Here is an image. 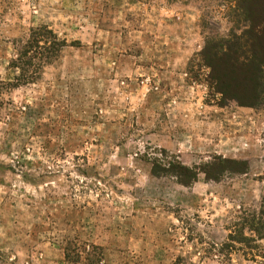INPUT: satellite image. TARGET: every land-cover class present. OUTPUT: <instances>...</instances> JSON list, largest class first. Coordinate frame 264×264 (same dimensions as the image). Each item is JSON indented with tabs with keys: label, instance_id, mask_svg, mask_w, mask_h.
<instances>
[{
	"label": "rangeland",
	"instance_id": "rangeland-1",
	"mask_svg": "<svg viewBox=\"0 0 264 264\" xmlns=\"http://www.w3.org/2000/svg\"><path fill=\"white\" fill-rule=\"evenodd\" d=\"M234 4L0 0V264H264V103L200 57Z\"/></svg>",
	"mask_w": 264,
	"mask_h": 264
},
{
	"label": "trees",
	"instance_id": "trees-1",
	"mask_svg": "<svg viewBox=\"0 0 264 264\" xmlns=\"http://www.w3.org/2000/svg\"><path fill=\"white\" fill-rule=\"evenodd\" d=\"M229 16L236 24H245L243 33L240 36L232 33L228 38L208 42L200 57L204 66L210 69L209 79L215 92L223 100H234L239 107L255 108L264 103V0H235ZM27 49L13 63L20 75L10 86L17 87L20 82L29 83L36 79L27 76L31 65ZM173 167L183 171L172 173L181 184L188 185L196 180L197 175L192 171L183 169V166ZM184 171L188 177L183 175Z\"/></svg>",
	"mask_w": 264,
	"mask_h": 264
},
{
	"label": "crops",
	"instance_id": "crops-1",
	"mask_svg": "<svg viewBox=\"0 0 264 264\" xmlns=\"http://www.w3.org/2000/svg\"><path fill=\"white\" fill-rule=\"evenodd\" d=\"M250 112H254L252 109H250ZM249 112V113H250ZM260 113L261 112H256V113H254V115L257 117V118H259V116H260ZM256 117H254V118H256ZM256 123H259L258 122V120H256ZM254 129V132H253V137H254V141H258L260 138H259V131H262V128H258V127H255V128H253Z\"/></svg>",
	"mask_w": 264,
	"mask_h": 264
}]
</instances>
